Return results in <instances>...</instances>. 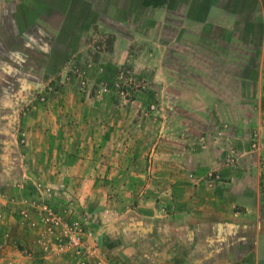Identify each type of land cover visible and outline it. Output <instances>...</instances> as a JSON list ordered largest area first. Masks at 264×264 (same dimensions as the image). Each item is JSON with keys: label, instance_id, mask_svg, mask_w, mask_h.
Listing matches in <instances>:
<instances>
[{"label": "crops", "instance_id": "crops-1", "mask_svg": "<svg viewBox=\"0 0 264 264\" xmlns=\"http://www.w3.org/2000/svg\"><path fill=\"white\" fill-rule=\"evenodd\" d=\"M41 1V7L37 5L31 12L32 26L41 29L45 45L42 68L38 66L39 50L35 51L33 45L26 53L19 41L11 38L10 42L21 51L9 52L5 51L8 45L0 42V264H264V179L258 177L264 174L262 156L259 162L240 157L235 167L221 169L227 188L209 193L200 189L197 194L192 185L187 190L182 178H176L174 184L168 177L163 186L164 198L155 203L141 195L148 183L137 181L130 187L135 190L140 184L139 197L126 196L120 205V197L112 192L121 187L118 173L127 168L129 159L135 164L133 156H137L128 143L122 152L120 143L122 139L132 143L136 137L116 129L121 115L109 112L110 103L99 101L107 106V114L74 115L68 110L62 117L57 110L69 109L67 100L64 103L65 97L59 100L61 94H49L47 101L39 104L41 110L23 111L24 105L43 88L41 71L47 61L53 53L61 54L51 45L69 48L60 36L75 38L68 53L61 54V75L74 59L81 62L84 58L89 67L85 65L79 72H101L99 58L106 61L104 69L110 71L115 68L110 58H105L98 46L92 49L85 45L86 36L111 31L116 36L112 51L124 57L129 45L144 38L138 41L142 34L132 28L140 13L145 15L151 9L164 12L173 0L159 7L149 6L145 0ZM183 1L185 20L204 18L206 25L202 28H217L226 37L236 30L261 37L256 84L257 92L264 91V0ZM194 6L201 16L190 13ZM5 25L1 24V32ZM7 25V29L12 26ZM26 56L30 60L28 68L24 67ZM122 153L128 155L125 165L120 160ZM250 168L256 171L255 179L250 177ZM179 188L188 193L179 195ZM44 190L50 192L49 199L42 196ZM43 201L55 211L73 203L80 209V215L75 214L80 221L91 215L86 212L99 211L90 227L95 240L101 243L99 246L96 241L98 252L104 255L72 259L67 257L69 252L49 253L53 243L42 238L37 213V204ZM86 224L89 226V222ZM40 238L46 241L45 246L38 243Z\"/></svg>", "mask_w": 264, "mask_h": 264}, {"label": "rangeland", "instance_id": "rangeland-1", "mask_svg": "<svg viewBox=\"0 0 264 264\" xmlns=\"http://www.w3.org/2000/svg\"><path fill=\"white\" fill-rule=\"evenodd\" d=\"M176 1L173 0L164 12L151 9L145 15L140 13L132 28L142 34L138 41L144 38L129 45L126 55L122 54L124 57L112 51L116 36L111 31L86 36L85 45L92 49L98 46V51H104L105 58H110V63L115 66L110 71L104 69L106 61L99 58L101 72L81 73L79 70L88 66V59L84 58L81 62L74 59L61 75L58 71L64 59L61 54L68 53L75 38L60 36L69 48L51 45V48L61 50V54L53 53L49 58L41 71L43 88L23 107L26 113L39 111L42 109L39 104L47 101L49 94H61L59 100L62 97H65L64 103L67 100L69 109L63 107L61 111L58 107L57 110L62 117L68 110L74 115L107 114L104 111L107 106H102L99 101L111 104H108L109 112L121 115L116 129L126 134L134 133L136 137L132 143V140H121L122 152L128 143L133 154L138 156H133L135 164L129 159L127 168L118 173L121 187L112 192H115L113 196L120 197V205L126 196V199L131 194L139 197L137 187L141 183H148L146 192L141 195H147L146 198L156 203L155 200L164 198L163 186L168 177L174 184L182 178L188 185L187 190L192 185L197 194L200 189L207 193L216 188L224 189L227 187H224L225 176L220 174L221 169L235 167L240 157L259 162L262 156L264 160V91L257 92L256 84L261 37L258 34L250 37L238 30L226 37L224 31L217 28H202L206 25L205 19L196 16L185 20L184 1ZM166 2L147 0L151 7L166 6ZM39 4H42L41 0H0V42L8 45L5 51L8 49L9 52L21 51L10 42L11 38L19 41L26 53L33 45L35 51L39 50L37 57L40 60L38 65L34 56L35 68L37 65L42 68L45 62L41 29L32 26V12L37 5L41 7ZM197 6L190 13L201 16ZM3 23L6 25L1 32ZM7 24L12 26L7 29ZM44 31L51 34L49 29ZM27 56L25 68L30 63ZM243 77L245 81H242ZM80 80L85 83L83 86L79 84ZM58 89L60 91L56 92ZM127 156L125 153L120 155L124 165ZM250 177L256 178L253 168H250ZM258 177L264 179V174ZM137 181L140 184L133 190L130 184ZM181 190L179 188V195L188 193ZM67 205L71 207L72 220L80 221L75 217V214L80 215V209L73 203ZM98 212H86L91 215L85 217L89 222V226L82 225L85 229L92 231L90 224L96 222L94 216ZM94 243V240L88 242L91 246ZM67 257L77 258L70 253Z\"/></svg>", "mask_w": 264, "mask_h": 264}, {"label": "built area", "instance_id": "built-area-1", "mask_svg": "<svg viewBox=\"0 0 264 264\" xmlns=\"http://www.w3.org/2000/svg\"><path fill=\"white\" fill-rule=\"evenodd\" d=\"M79 84L83 86L85 83L80 80ZM42 196L49 199L50 192L44 190ZM37 206V213L42 222L41 228L44 235L42 238L48 241L51 240L53 243V247L48 249L49 253L53 251L63 254L64 252H69L75 255L76 259H97L102 255L98 252L97 243L95 236L92 235V231L82 226L86 223V219L84 218L81 221L72 220L71 215L73 213L69 205L56 211L46 201L38 203ZM42 238L38 240V243L45 246L47 243ZM89 240H94L95 243L91 246L88 244Z\"/></svg>", "mask_w": 264, "mask_h": 264}, {"label": "trees", "instance_id": "trees-1", "mask_svg": "<svg viewBox=\"0 0 264 264\" xmlns=\"http://www.w3.org/2000/svg\"><path fill=\"white\" fill-rule=\"evenodd\" d=\"M145 2H147V0H145ZM145 2H144V3H145ZM100 244H101V243H99L98 245L100 246Z\"/></svg>", "mask_w": 264, "mask_h": 264}, {"label": "water", "instance_id": "water-1", "mask_svg": "<svg viewBox=\"0 0 264 264\" xmlns=\"http://www.w3.org/2000/svg\"><path fill=\"white\" fill-rule=\"evenodd\" d=\"M96 241L99 243V239H96Z\"/></svg>", "mask_w": 264, "mask_h": 264}]
</instances>
